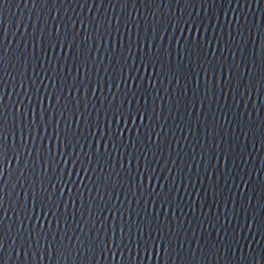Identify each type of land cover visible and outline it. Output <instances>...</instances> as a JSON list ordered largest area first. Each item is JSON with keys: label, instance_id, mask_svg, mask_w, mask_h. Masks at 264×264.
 <instances>
[{"label": "water", "instance_id": "water-1", "mask_svg": "<svg viewBox=\"0 0 264 264\" xmlns=\"http://www.w3.org/2000/svg\"><path fill=\"white\" fill-rule=\"evenodd\" d=\"M6 3L0 8V35L9 50L8 81L3 101L10 103L13 109L17 100L21 101L22 108L28 103V118L36 124L35 134L31 130L25 133L15 128L8 133L9 142H13L14 158L4 160V175L7 177L4 223L9 232L2 251L7 254V264H198L199 260L204 264H264V232L258 227L260 218L264 217V209H260L264 177V84L254 80L249 83L252 74L247 62L250 58L256 60L255 80L259 81L260 52H264V40L260 35V28L264 25L262 0H231L230 4L224 0L220 5L208 6V9L195 3L193 6H176L175 0L170 6L160 8L152 4L148 7L136 0L135 5L129 3L123 10L120 4L112 7L111 0H108L107 8L96 7L93 0L92 8L76 5L47 11L33 7L32 0H6ZM53 12H56L55 17ZM160 17L163 36L159 31ZM176 17L181 23L184 20L186 26L195 17L199 26L197 35L204 34L203 43L208 51L206 55L200 54L201 67L197 71L180 65L179 80L175 77L157 79L154 66L143 60L140 42L133 43L132 38L137 34L144 37L145 52L149 43L153 52L156 48L159 50L158 46L169 45L171 55L176 56L175 46L184 43V36L191 35L190 29L173 25L171 21ZM96 18L100 20L99 27ZM153 20L157 21L154 36ZM72 21L77 22L84 51H88L86 73L72 62V50L67 43L59 42V35L55 46L36 40L37 32L43 35L48 30L50 35L58 22L61 33L68 27L75 30L76 24ZM88 23L90 35L85 31ZM164 23H167L165 28ZM192 32L195 34V27ZM176 36H180L179 41ZM224 43L227 46L221 48ZM121 46L128 56L123 55ZM68 48L69 55L65 56L64 51L67 52ZM29 49L32 50L31 60ZM92 54H95L94 59ZM189 60L185 53L180 63ZM224 64L231 65L235 79L228 80L223 71H219ZM125 66L128 67V76L124 75V71L127 72ZM81 75H85V84L93 82L95 91L91 84L87 88L68 89L67 84L63 87V80L71 83L74 77L79 80ZM154 79L156 83L152 88ZM49 89L52 90L51 96L48 95ZM64 92H69V97L72 93L77 97L72 99L73 109L68 114L58 111L59 104L64 102ZM125 94L132 97V105H146L153 115L143 141L137 140L133 144L129 140L128 145L120 143L118 149L111 141L107 145L103 143L109 137L107 132L101 135L99 123L96 134L92 135L91 117L99 122L104 117V109L109 106L108 101L117 98L119 103V97ZM28 96L31 100L26 99ZM128 104L129 100L125 99V107ZM77 107L79 111L76 113ZM81 112L88 114V122L82 117L77 118ZM132 123L142 122L139 119L127 123L121 120L120 124L115 120L110 124L105 121L104 128L123 127V133L117 132V135L128 139L136 136V128L128 127ZM81 127L84 129L82 133ZM65 128H76L80 137L79 140L74 137L69 145L72 157L67 155V143L63 153L60 150L59 139ZM151 137L157 139L156 146H152ZM96 140L101 142L99 148ZM55 141L56 155L53 156ZM44 144H48L47 164L42 151ZM17 145L21 148L18 156L15 152ZM123 150L125 152L120 155ZM77 151L79 155H76ZM86 152L92 154L94 163L97 152L105 157L111 153L114 160L108 161V169L102 168L98 161L97 167H90L88 171L77 170L73 165L69 174L68 164L73 159L82 163ZM144 161L155 169L156 174L150 178L148 172L139 170L144 167ZM53 164L55 167L51 166ZM37 171L43 173L42 190L53 197L59 196V200H55L58 205L55 216L51 211L48 215L41 212L38 216L33 208L29 217L26 210L19 207L20 202L24 201L26 205L29 201L31 208L30 181L37 179ZM89 171L93 173V180L106 178L108 184L103 189L94 187ZM57 173L61 177L68 175L71 191L67 183L63 191L60 190V185L55 183ZM118 174L124 184L113 186L112 177L119 179ZM3 179L4 176H0V181ZM130 181L140 189L135 194L131 185L126 186ZM148 184L150 187H144ZM152 184L156 187L151 188ZM168 192L175 196V200L165 211L160 201ZM148 211H151L150 223L141 219ZM60 214L64 216L63 227L59 222ZM253 216L257 223L250 226L249 220ZM17 224L20 225L19 232ZM119 226L128 233V244L117 247L115 240ZM140 228H143L142 232ZM33 231L42 233L43 239H34ZM161 233L166 239H175V252L169 250L167 259H163L165 250L162 244L159 256L155 248L149 256L148 250L142 249L140 244L145 237L155 242ZM109 235L113 238L112 247L108 246ZM58 238L74 255L66 252L63 257L58 256L54 243Z\"/></svg>", "mask_w": 264, "mask_h": 264}, {"label": "snow or ice", "instance_id": "snow-or-ice-1", "mask_svg": "<svg viewBox=\"0 0 264 264\" xmlns=\"http://www.w3.org/2000/svg\"><path fill=\"white\" fill-rule=\"evenodd\" d=\"M27 2V0H25ZM224 2V0H175L176 6L177 4L181 5H192L199 4L200 6L208 9V6H216L220 5ZM231 0H227V3L230 4ZM131 3L133 5L136 4V0H111V5L112 7H116L117 4H120L122 6V9H126L128 7V4ZM140 3L146 4L148 7H151L152 4L158 5V7L162 8L165 6H170L173 3V0H140ZM262 3H264V0H262ZM33 7L41 10L47 11L48 9L59 8L61 6L63 7H76V5H79V7L83 8L86 5L88 8L93 7V0H32ZM7 5L6 0H0V8H4ZM95 6L96 7H104L107 8L109 6L108 0H95ZM241 7L243 4L241 3ZM53 16H56V12L52 13ZM85 17H87V14H84ZM93 17L95 18V13H93ZM62 19V18H61ZM123 14L121 13V22H123ZM161 22L162 18H159V31L160 35H164V30L161 31ZM173 25H179L181 29L188 28L191 30V35H187L183 37V44H177L175 46V51L177 53L176 56H172L170 51H169V45L165 46H158L159 50L156 48V51H152V44L149 43L148 45V50L147 52L143 51V40L144 37L142 35L137 34L132 38L133 43L136 41L140 42V51L141 55L143 56V60L145 64H151L155 68V76L157 79H172L176 78L179 80L180 77V72L178 71V68L180 65H182L185 69H191L192 71H197L201 67V64L199 63L200 61V54H207L208 48L204 47V34L203 36L197 35L198 31V25L196 24L195 17L192 19V23H187V26L185 24V21L183 20V23H181V19L175 18L174 21H171ZM260 20L258 21V23ZM71 23L76 24L75 30H73L71 27H68L66 30L64 29V32L61 33L60 28L61 24L58 22L56 24V29L55 31H51L49 35V31L45 30L44 34L41 35L40 32H37L35 34L36 40L38 42H50L53 46L56 45L57 43V35H59V42L61 44L67 43L69 48H71V57H72V62L76 63L79 67L83 68L84 73L87 72V62H88V51L85 53V45L83 42H81L80 37L78 35L80 28L77 27V22L72 21ZM85 23V22H84ZM105 27L106 23L108 24L107 20L104 21ZM100 20L96 18V25L99 27ZM167 23H164V28ZM193 27L196 28L195 34H193L192 29ZM51 28V25H49V29ZM90 25L85 24V31L89 32ZM152 28V36L155 35L156 29H157V21L153 20L151 24ZM147 31V30H146ZM90 35V32H89ZM169 36H171V33H168ZM260 35L262 40H264V25L261 26L260 28ZM105 40H107V36H105ZM152 40V38H151ZM150 40V41H151ZM176 40H180V36H176ZM73 45L76 46V50L73 51ZM90 46V45H89ZM227 44L224 43L221 45L222 47H226ZM264 47V45H262ZM69 48L68 51H64V55L68 56L69 55ZM173 48V46H172ZM8 48L4 45L3 43V35H0V176H4V179L0 181V264H7V254L2 251L4 248V241L8 236V225L5 226V208H6V200L4 197V192H5V185L7 183V177H5V169H4V160L14 158L12 156L13 152V142H9L8 139V133L12 128L22 130L25 133H27L28 130H31L33 134H35L36 131V124L34 123L33 119L29 120L28 118V110L30 105L28 103H24L23 108L21 107V101L17 100L15 102V108L13 109V106L8 103L3 101V95L5 91V85L7 84L8 81V69H9V56H8ZM115 51V49H114ZM213 51H215V46H213ZM121 52H123L124 56H128V52L123 49V46H121ZM185 53H187L188 58L190 60L184 64L180 63V59L184 58ZM28 57L29 60L32 58V50H28ZM92 58H95V54H92ZM260 63H261V77L259 81L255 80V68L257 66V62L254 58H250L247 62L249 65V70L251 72V77L248 78L249 83H251L253 80L259 84H264V52H260ZM177 61H179V65H177ZM56 61L53 60V66H55ZM159 65V67H157ZM125 69H127V72L124 71V75L128 76V67L125 66ZM124 69V70H125ZM204 70H207V68H204ZM220 72L223 71V74L226 79L228 80H233L235 79V76L232 71V67L229 64H224L222 69L220 67ZM21 74H23V62H22V68H21ZM58 73L55 74V79L53 80V83L56 84V76ZM111 75L114 76L115 78V73H112ZM149 75H152V73H149ZM7 77V79H5ZM43 78V77H41ZM85 80V75H81L79 77V80H77L76 77L73 78L71 83H68L67 80H63L62 84L63 87L65 84H67L68 89H73L77 87H85L87 88L89 84H91L92 90H96V86L93 85L92 81H88V83H84ZM156 80L151 81V87L153 88L155 86ZM117 86H119V82L117 81ZM27 91V89H26ZM49 96L52 95V90L49 89ZM56 96L57 100L60 101V94L59 91L57 92L56 90ZM113 96L116 97V94L113 93ZM133 96H135V93H133ZM75 98L77 99L76 95L72 93L71 97H69V92L65 93L64 92V102L62 104H59L58 111H63L66 114L69 112H72V99ZM27 100H31V96H28L26 98ZM88 99H91L90 97ZM128 99L129 104L127 107L124 105V100ZM131 99L132 97L128 96L125 94L124 96L119 97V103H117V98L112 99L108 101V107L104 109V117L103 119L100 118V121L98 122L97 119L93 121V118L91 117V125H92V135L96 134L97 130V124L99 123V129L101 132V135H105V132H107V135L109 137L108 140L104 139V144L107 145L110 141L116 146V148L119 149L120 143H123L124 145H128L129 140H132L133 144L136 143L137 140L143 141V137L145 135L146 130L149 128L150 124V118L152 117L153 113L152 111H148V106L144 105L141 106L139 104L137 105H132L131 104ZM159 101V99H157ZM103 102V101H102ZM157 103V101H156ZM10 105V106H9ZM53 108H57L56 105H52ZM79 111V108L77 107L76 113ZM11 114V116H10ZM51 115V113H49ZM147 116V121L145 120V117ZM85 121H89V116L88 114H85V112H81L77 118H81ZM139 119L140 124L132 123L131 125H128L129 129L131 128H136V136L135 137H129L126 139L124 135H117V132L123 133L124 129L123 127L119 128H104L105 121L107 123H111L113 120H115L117 123L120 124L121 120H123L125 123H127L129 120L135 122ZM84 131L83 127H81L80 132L82 133ZM148 135H151L150 133H147ZM159 132L157 131V135ZM247 134V133H246ZM59 135V133H58ZM76 138L77 140L80 139V137L77 135V129L71 128L69 130L68 128L64 129V135L63 137H60L59 139V144H60V150L61 153H63L65 144L67 143V155L68 157L73 156L72 152V147L70 148L69 145H72V139ZM262 140H264V137H262ZM91 143V141H89ZM95 143L97 144V148H99V145L101 144L100 140H96ZM151 143L152 146H156L158 144L157 139H153L151 137ZM21 148L20 145H17L15 148L16 155H19ZM43 156L45 157V164L48 163L47 157H48V144H44L43 147ZM106 151L107 148H106ZM125 151H120L119 154L123 155ZM52 155H56V141H55V147H53L52 144ZM76 155H79V151H77ZM129 156L131 157V153L129 152ZM94 158L92 154L90 153H85V158H82V163L78 162L77 160L73 159L71 163L68 164V173L70 174L73 170V165L76 166L77 170H83V171H88L89 168L91 167L92 169H95L97 167V161L99 162V165L102 168H109L108 161L109 160H114V156H112L111 153H109L108 156H104L103 153L97 152L95 156V163L93 162ZM25 163H27V156H25ZM52 167H55V165H51ZM31 167V166H30ZM114 167V165L112 166ZM61 170H63V163L60 165ZM151 169V171H149ZM141 173L148 172L149 178L156 174L155 169L149 165L147 161H144V167L139 169ZM24 169L21 168V172H23ZM113 178L112 177V185L116 186L117 183L119 184H124L123 181L120 179ZM36 177L37 179L31 180L30 183L32 185V206L29 208V201H27L26 205L25 202L23 201L20 202L19 207L22 211L26 210L27 215L30 217L33 213V208H35L36 215H40L41 212H43L44 215H48L49 211L53 214V216L57 215V207L58 205L55 203V200H59V196L53 197L51 193H48L47 191L42 190L41 184L43 181V173L42 171H37L36 172ZM83 179V177H81ZM89 179L92 181V185L94 187L103 189L105 185L108 184V181L106 178L102 179H95L93 180V173L89 171ZM114 179L116 182H114ZM134 180V177H133ZM55 183L60 185V190L63 191L64 184H69V191H71V182L68 179V175H65L61 177L59 173H57V177L55 180ZM131 185V190L133 194L137 192V190H140L136 188V186L130 181L129 184L126 186ZM77 188L80 187V185H76ZM144 187H150L149 184L144 186ZM156 185L152 184L151 188H155ZM215 187V186H214ZM161 188H163V184H161ZM91 190V188L89 189ZM161 194H157L159 196ZM165 199L161 200L160 203L161 205L164 206L165 211L172 206V202L175 200V196L172 193H167L164 194ZM170 198V199H169ZM115 203V201H113ZM166 205V207H165ZM252 208H255V205H251ZM37 208L39 211H37ZM260 209H264V177H262V188H261V199H260ZM115 214V213H113ZM151 214V211H148L147 213L144 214V216H141V219L147 220L149 223L151 222L149 219V216ZM59 222L61 224V227H63L64 224V216L63 214H60V219ZM253 222L257 223V219L255 216H253L249 220V225ZM120 227V226H119ZM260 230L264 232V217H261L259 220V226ZM16 230L19 232L20 230V225H16ZM140 231H143V228H140ZM123 232V229L120 227L119 230V235H116V240L115 244L117 247H119L122 243L127 245L128 240H127V232H123V239L121 238V233ZM117 233V232H116ZM32 237L35 239L39 237L40 239H43V234L33 231ZM27 238V237H26ZM55 250L58 256L63 257L65 253L67 252L69 255H74V253L71 252V250L68 248L67 244L65 242H62L61 239H57L55 242ZM113 243V238L112 235L108 236V246L112 247ZM141 248L146 249L149 252V256H151V250L155 248L157 256L160 255V249H161V244L163 245V248L165 250V256L163 259H167L168 251L172 250L173 253L175 252V239H166L161 233L160 238L156 239L155 242L153 239H148L147 237L143 238L140 242ZM133 247H135V238L133 240ZM51 255V253H49ZM211 254V253H210ZM173 258H175V255H173ZM186 264H190V262H186ZM198 264H204L203 260H199ZM251 264V262H250Z\"/></svg>", "mask_w": 264, "mask_h": 264}]
</instances>
